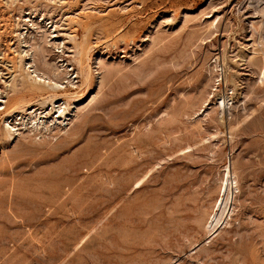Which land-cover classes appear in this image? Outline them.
I'll list each match as a JSON object with an SVG mask.
<instances>
[{
  "label": "rangeland",
  "instance_id": "obj_1",
  "mask_svg": "<svg viewBox=\"0 0 264 264\" xmlns=\"http://www.w3.org/2000/svg\"><path fill=\"white\" fill-rule=\"evenodd\" d=\"M261 10L0 0L3 77L17 61L70 90L52 105L42 86L28 113L0 116V264H264ZM3 80L0 97L19 95Z\"/></svg>",
  "mask_w": 264,
  "mask_h": 264
},
{
  "label": "bare ground",
  "instance_id": "obj_2",
  "mask_svg": "<svg viewBox=\"0 0 264 264\" xmlns=\"http://www.w3.org/2000/svg\"><path fill=\"white\" fill-rule=\"evenodd\" d=\"M262 11V10H261ZM255 13V12H254ZM257 16V15H256ZM254 18H256V17H254ZM258 18V17H257ZM250 21V20H249ZM251 22H252V20H251ZM250 27V26H249ZM264 27V10L262 11V20H260V21H257V22H252L251 23V28L253 29V31L254 32H256V31H258V29H262ZM42 29V28H41ZM42 31V30H41ZM44 31V30H43ZM260 32V31H259ZM261 32H263L262 30H261ZM52 35V34H51ZM53 37H54V35H53ZM47 38V37H46ZM51 39H53L52 37H51ZM46 41H48V40H46ZM42 44V43H41ZM253 48H255V47H253ZM45 49V48H44ZM90 48L88 47V50H89ZM38 50H39V47H38ZM45 51V50H44ZM87 51V50H86ZM248 51V50H247ZM28 53V52H27ZM41 54V53H40ZM19 55H21L20 53H19ZM87 55V54H86ZM22 56V55H21ZM43 58V57H42ZM264 58V57H263ZM262 58V59H263ZM19 59V58H18ZM25 59V58H24ZM86 59V58H85ZM42 61V60H41ZM217 61V60H216ZM17 62V61H16ZM13 63V62H11V64L9 65V66H5L4 67V70H7L9 73H6V75H9L7 78H5V77H3L4 75H3V73L1 72L2 70H0V79L1 80H3V78L5 79V80H3V84L5 85V88L6 89H9V91L10 92H12V93H18L19 95H17V96H15L14 98H12V99H10V100H4L2 97H0V104H4L3 106L4 107H2L1 109H0V116L1 115H4L5 117H13L14 115L16 116V115H19V114H23L24 115V113H28L27 112V110H25V108H28V109H30V108H32L33 107V105H32V102H33V98L32 97H35V95L38 93V91H40L41 92V90H40V88L43 86V88H45L44 86L46 85L48 88H49V90L51 89V91L52 92H54V94H52V96L50 97V98H52V105H54V103H57V102H59V101H61V100H63V99H65V98H63V97H66V98H68V94H67V92L68 91H70L69 89H67V87L65 86V88L63 89V88H61L60 87V85L58 84V83H60V82H56V81H51V79L49 78V77H46V74H44V73H41L40 71H37L36 69H37V67L35 66V69L33 70V71H30V68H32V67H25V65H22V63ZM263 62V61H262ZM261 62V63H262ZM33 63V62H32ZM46 63V62H45ZM78 63L81 65V60L80 61H78ZM85 63V62H84ZM217 63V62H216ZM42 64V63H41ZM72 64V63H71ZM86 64V63H85ZM31 65V64H30ZM48 65V64H47ZM4 66V65H3ZM26 66H27V64H26ZM45 66V65H44ZM64 66V65H63ZM67 66V65H66ZM87 67H89V66H87ZM227 67V66H226ZM45 68V67H44ZM62 68H64V67H62ZM61 68V69H62ZM73 68V67H72ZM90 68V67H89ZM216 68V67H215ZM48 69V68H47ZM60 69V70H61ZM65 69H66V67H65ZM69 69V68H68ZM80 69V68H79ZM85 69V67H82L81 66V75H82V77H83V85L82 86H84V84H86L87 85V87H88V82H90V76H89V74L90 73H87L86 75H84L85 73L84 72H90V70L88 71V69H87V71H86V69ZM39 70V69H38ZM58 70V69H57ZM69 70H71V69H69ZM72 70H74V69H72ZM71 70V71H72ZM47 71H49V70H47ZM59 71V70H58ZM264 71V70H263ZM55 72H57V71H55ZM50 73V72H49ZM62 73V72H61ZM76 74V73H75ZM63 75V74H62ZM64 75L66 76L65 77V79L66 78H70V76H68L69 75V72L68 71H65L64 72ZM220 75H222V74H220ZM55 76V75H54ZM68 76V77H67ZM78 76V75H77ZM52 77V76H51ZM72 77V76H71ZM78 77H80V76H78ZM58 79H59V77H58ZM262 79V78H261ZM263 79H264V76H263ZM55 80V79H54ZM57 80V79H56ZM262 82H263V80H262ZM68 83H70V85H72V82L71 81H68L67 82V84ZM78 83V82H77ZM62 85V84H61ZM73 86V85H72ZM80 86V85H79ZM81 86V87H82ZM70 87V86H69ZM75 87V86H74ZM72 88V87H71ZM78 88V87H77ZM63 89V91H61ZM72 90V89H71ZM79 90L81 91L82 89H80L79 88ZM87 90V89H86ZM85 90V91H86ZM40 92H39V94H40ZM51 92V93H52ZM59 92H61L62 93V95H58V93ZM79 92V91H78ZM7 93V92H6ZM41 93H44V92H41ZM82 93V92H81ZM1 94V93H0ZM11 94V93H10ZM75 94V93H74ZM77 94H79V93H77ZM4 95H5V92H4ZM27 95H29L30 96V99L28 100V101H25L26 100V97H27ZM42 95V94H41ZM37 96V95H36ZM72 96H73V94H72ZM74 96H76V95H74ZM73 96V97H74ZM79 95H77L76 97H78ZM4 97V96H3ZM38 97V96H37ZM39 97H40V95H39ZM70 97V96H69ZM72 97V98H73ZM71 98V97H70ZM78 98H80V97H78ZM77 98V99H78ZM37 99V98H36ZM35 99V100H36ZM74 99H75V97H74ZM35 100H34V102H35ZM38 100V99H37ZM71 100V99H70ZM50 101V102H51ZM75 101H77L76 99H75ZM33 102V103H34ZM37 102V101H36ZM43 103H44V101H43ZM203 103H205V102H203ZM35 104V103H34ZM38 104V103H37ZM65 104V103H64ZM224 104V103H223ZM222 104V105H223ZM51 105V104H50ZM58 105V104H57ZM60 105V104H59ZM58 105V106H59ZM192 105V104H191ZM227 105V104H226ZM36 106V105H35ZM68 105H66L65 107H67ZM38 107V106H37ZM223 107H225V106H223ZM53 108V111L55 110V108L54 107H52ZM68 108V107H67ZM36 109V108H35ZM57 109V108H56ZM37 110H39L38 108H37ZM37 110H35V112H37ZM52 110V109H51ZM66 110V108H64L63 109V107L62 106H59L58 107V110L57 111H55L54 112V116H56L55 114H57V116L55 117V121H56V123H58V121L62 118L63 119V117L65 118V117H67L65 114V111ZM34 114V113H33ZM40 114H42V112H40ZM52 114V113H51ZM29 115V114H28ZM32 115V114H31ZM43 115V114H42ZM67 115H68V113H67ZM2 117V116H1ZM37 117V116H36ZM66 120V119H65ZM38 126H36V128H37ZM5 128V127H4ZM12 128V127H11ZM7 129V128H6ZM6 129H4V130H6ZM1 131V130H0ZM3 132V133H2ZM1 132V134H3V137L4 138H6V140H7V137H9L10 135H12V133H11V129H9V130H6V131H2ZM11 137V136H10ZM12 138V137H11ZM9 139V138H8ZM2 140H4V139H2ZM228 165V164H227ZM229 166V165H228ZM226 173H227V171H226ZM233 174H234V176H235V173L233 172ZM232 174V175H233ZM226 176V175H225ZM235 177H237V176H235ZM231 174H230V171H229V168H228V173H227V176H226V179H225V181L223 182V181H221V182H223L224 184V187H222L223 189H225L224 191L226 192V194H225V199L224 200H222L221 202H219L220 203V205L218 206V208H219V214L216 216V218H215V222L216 223H218L219 222V220L221 219V217L223 216V214H224V212H225V210H226V204H227V201H228V196H227V191H228V189L230 188V185H232V182H231ZM222 184V183H221ZM238 184V183H237ZM236 184V185H237ZM236 188H238V186L236 187ZM222 189V190H223ZM223 194H224V192H223ZM233 194V193H232ZM211 224V223H210ZM210 224H209V227H210ZM214 226H216V225H214ZM213 227V226H212ZM211 228V227H210Z\"/></svg>",
  "mask_w": 264,
  "mask_h": 264
}]
</instances>
